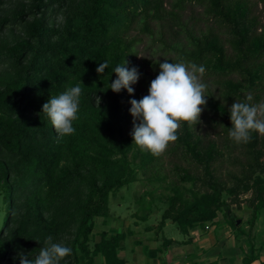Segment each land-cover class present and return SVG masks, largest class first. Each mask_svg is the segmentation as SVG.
<instances>
[{"label": "trees", "instance_id": "1", "mask_svg": "<svg viewBox=\"0 0 264 264\" xmlns=\"http://www.w3.org/2000/svg\"><path fill=\"white\" fill-rule=\"evenodd\" d=\"M164 3L0 0V194L7 203L0 264H19L20 252L34 258L48 236L72 249L60 264H93L95 258L100 264H125L118 253L131 231H100L97 241L92 231L95 218L108 217V198L136 181L138 173L153 188L144 193L147 199L136 197L132 216L144 222L153 208L160 210L154 231L157 253L173 243L159 235L168 220L182 235L198 226L218 228L224 223L236 241L245 236L246 251L235 244L241 264L258 259L253 236L235 226L230 206L238 209L239 196L250 193L245 198L249 226L264 210V135L253 132L250 142L235 143L228 135V109L234 101L245 102L249 94L250 103L264 102V0ZM257 4L263 19L252 15ZM185 6L200 8L199 16L190 13L183 20ZM152 25L158 27L156 32ZM133 29L148 36L164 56L161 62L145 61L154 73L166 59L203 65V76L216 79L217 95L207 88L204 109L220 132L209 138L198 134L196 125L182 122L178 139L165 151L174 159L170 175L162 170L159 156L142 151L123 133L130 115L129 94L109 88L116 79L114 68L124 60L129 67L135 55L134 44L140 38L129 36ZM103 61L109 67L97 74ZM140 74L147 92L155 76ZM80 81L75 132L58 138L42 105ZM95 95L101 98L99 108ZM140 98L136 92L134 99ZM225 161L235 169L220 175ZM161 188L169 194L162 197L165 207L158 209L152 204L153 191ZM217 213L221 221L215 220Z\"/></svg>", "mask_w": 264, "mask_h": 264}, {"label": "clouds", "instance_id": "2", "mask_svg": "<svg viewBox=\"0 0 264 264\" xmlns=\"http://www.w3.org/2000/svg\"><path fill=\"white\" fill-rule=\"evenodd\" d=\"M127 63L124 60L113 70L116 79L109 84V88L114 93H119L121 89H125L129 95L134 93L132 85L137 83L141 74L137 67H127ZM108 67L109 62L103 61L95 71L102 74ZM205 71L203 65L195 63H173L166 59L159 63V72L151 80L147 95L128 102L133 118L130 132L132 143L142 151L159 156L178 139L182 122L190 126L199 123L207 103V85L202 82ZM82 85L80 81L75 86H69L42 105L41 112L48 117L58 138L75 132L73 121L78 119ZM252 99L249 94L245 102L234 101L228 109L231 122L228 135L237 144L250 142L253 132L264 135V102L252 104ZM100 103L101 98L95 95L97 108ZM71 253L70 247L54 242L53 237L48 236L34 258H30L29 253L20 252L17 255L19 264H60Z\"/></svg>", "mask_w": 264, "mask_h": 264}, {"label": "rangeland", "instance_id": "3", "mask_svg": "<svg viewBox=\"0 0 264 264\" xmlns=\"http://www.w3.org/2000/svg\"><path fill=\"white\" fill-rule=\"evenodd\" d=\"M169 0H164V5L167 6V2ZM253 1V0H250ZM6 3H4L5 5ZM3 5V6H4ZM260 9L261 6L260 4L255 5L252 8V15L259 17V19H263L262 16L260 15ZM200 8L196 6H185L184 11L182 12V19L187 20L188 17L190 16V13L194 18H197L200 14ZM56 21H59V17H55ZM198 26H201L202 23L199 22L197 23ZM196 27V26H195ZM152 29L154 32L158 30L157 26L152 25ZM3 33V32H2ZM129 36L137 37L140 38L138 42L134 44V50H135V55L133 56L132 59H130V66L131 67H137L139 70V73H143L145 75H148L150 77L156 76L158 73H154V69L150 68L149 66L145 65V61L147 62H161L164 56L158 52V47L157 44H153L150 40V38L146 35H140L137 33L135 29L129 31ZM225 48H227V45L224 43ZM1 68V66H0ZM214 80H216L213 77H202V82H204L207 85V88L213 92V95H217V85L215 84ZM143 78H139L137 83L132 85L134 88V93L132 95H129L127 104L130 106L128 103L129 100L134 99V95L136 92L141 93V96L147 95V92L145 88L143 89L142 82ZM208 114L205 111V109L202 111L200 115V122L196 124L195 130L198 132L200 135H206L209 138H214L216 137V134L220 132L219 127H213L211 122H209L207 118ZM132 116L129 115V118L127 122L125 123L123 127V133L124 134H129L132 129ZM234 156H237L240 158V154L235 151ZM160 162L162 163V170L165 172V174L170 175L169 168L170 164L174 159H171V156L168 155L166 152L163 154L159 155ZM235 169L232 165L228 164L226 161L225 163L223 162L219 169H218V174L222 175L224 174L225 170H231ZM137 180L134 181L133 183L129 184L127 187H122L118 192L113 197L108 198V217H106L104 220L101 217H97L94 219V229L92 231L93 233V241L98 240V233L100 231H105V232H111L113 230L115 231H122L125 232V230H130L131 234L127 235L125 239L122 242V246L124 251H121L118 253V257L123 256L125 254V257L123 258L126 262V264H138L137 262L133 263L130 259V252L135 250L140 244H145L146 246H150L151 248L156 247L159 244V239L158 235L154 234V231L156 230L157 222L159 219V214L160 210H157L156 208H153L151 213L147 216L146 220L143 221H137L132 214H134L136 210V205L134 203V200L138 196H143L145 199L148 198V196H144L146 191L151 190L153 187L150 185L145 184L142 179L141 174H136ZM169 192L164 190L163 188L158 189L153 191V205L159 206L158 209H162L165 207V201L162 199L165 195H168ZM250 193H245L239 196V198L242 200L240 202L239 208H235L233 205L230 206V212L233 213L234 217L239 220L238 224H235V226H239L240 229L243 228L244 233L249 231L250 235L253 236V244L254 248H259L258 250L260 251L259 257L256 261H254L252 264H258V262L262 261L264 259V210H262L259 213L258 218L256 221L253 222L252 226H249L248 224V218L250 216L249 209L246 207V202L245 198H249ZM228 200V199H226ZM6 201L5 198L0 194V229L3 225L4 218L6 215ZM153 206V207H154ZM221 214L217 213V217L215 220L221 221ZM103 221V222H102ZM135 222V223H134ZM236 222V221H235ZM206 225V232L205 233H200L201 239L203 240L202 244V249L209 247V244L212 243L213 238L214 241L217 239L220 241V239L216 236L219 233V237L223 240V243L225 246L226 244H241L243 248L246 249L245 243H244V234L237 236V241L235 240L234 232L232 229H230L227 225L224 223H221L219 228L211 229V225L205 224ZM222 226V227H221ZM146 227H149L148 230H145ZM205 229V228H204ZM210 229V230H209ZM214 230V231H212ZM213 232V238L210 236L209 232ZM198 232V231H197ZM162 234L164 238L171 239L173 243L169 247V249L172 248H180L182 245L178 244L176 241H184L185 240V235H182L177 227L176 224L170 222L169 220L165 222V225L159 232V235ZM191 242L194 243V240H199V235H192ZM193 240V241H192ZM138 242V243H136ZM217 245V248L211 249L213 252L218 251L217 255L220 257H225L229 263L232 262L233 260V252L231 248H227L225 246ZM185 245V244H183ZM236 246V245H235ZM210 251V250H209ZM159 256V254H158ZM201 256V255H200ZM237 257V256H236ZM239 257V256H238ZM122 258V257H121ZM165 260L168 261L170 260V253L167 251L164 256ZM165 261V262H166ZM101 259L95 258L93 259V264H100ZM238 262V261H237ZM140 264V262H139ZM143 264V263H142ZM241 264V262L237 263Z\"/></svg>", "mask_w": 264, "mask_h": 264}, {"label": "crops", "instance_id": "4", "mask_svg": "<svg viewBox=\"0 0 264 264\" xmlns=\"http://www.w3.org/2000/svg\"><path fill=\"white\" fill-rule=\"evenodd\" d=\"M213 228L214 227L212 226L211 229H213ZM212 231H214V230H212ZM205 232H206V225L198 226L197 228H194L193 230L188 231L187 235H185L186 236L185 240L183 241L185 243L180 244V245H182L180 248L169 249V247L171 246L170 245L169 247H167V249L163 253H157L154 249L155 247L151 248L150 246H146L145 244H140L135 250L130 252V254H129L130 259H131V261H133V263L137 262L138 264H139V262H140V264H142V263L143 264H237L240 262V260L242 258V254L240 253V250H237L235 248V245H233V244H231V245L226 244V246L224 244H222L223 240L219 237V233L216 236V238L218 237L220 239V241H218V239H217V243H216V240L214 241V238H213L214 237L213 232L208 231L210 233V236H212L213 241L211 244H209V247L202 249L201 247H202V244L204 242L201 239L202 234H200V233H205ZM191 234L192 235H199V237H198L199 240L198 239L194 240V241L192 240L194 242V243H192L191 238L193 236H191ZM218 243L220 246L222 244V246H225L227 248L229 247L232 250H234V252H233L234 257H233V260L231 263H229V261H227V259L225 257L218 256L217 255L218 251L213 252L211 250L213 248L216 249ZM183 244H185V245H183ZM121 251H124V249L122 248ZM121 251H119V252H121ZM167 251L170 253V260H168V261H166L164 258L165 253ZM158 254H159V256H158ZM121 257L123 259L125 257V254H123V256H121ZM125 264H126V262H125Z\"/></svg>", "mask_w": 264, "mask_h": 264}, {"label": "water", "instance_id": "5", "mask_svg": "<svg viewBox=\"0 0 264 264\" xmlns=\"http://www.w3.org/2000/svg\"><path fill=\"white\" fill-rule=\"evenodd\" d=\"M239 220H236L235 224H238Z\"/></svg>", "mask_w": 264, "mask_h": 264}]
</instances>
